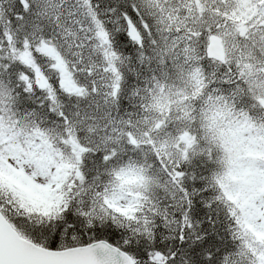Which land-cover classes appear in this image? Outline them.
I'll return each instance as SVG.
<instances>
[{
    "label": "snow or ice",
    "instance_id": "obj_1",
    "mask_svg": "<svg viewBox=\"0 0 264 264\" xmlns=\"http://www.w3.org/2000/svg\"><path fill=\"white\" fill-rule=\"evenodd\" d=\"M0 264H264V0H0Z\"/></svg>",
    "mask_w": 264,
    "mask_h": 264
}]
</instances>
